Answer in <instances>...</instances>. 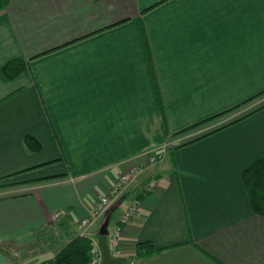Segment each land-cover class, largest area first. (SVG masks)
<instances>
[{
	"label": "crops",
	"instance_id": "0c3cea01",
	"mask_svg": "<svg viewBox=\"0 0 264 264\" xmlns=\"http://www.w3.org/2000/svg\"><path fill=\"white\" fill-rule=\"evenodd\" d=\"M14 59L26 68L10 79ZM263 95L264 0H9L0 264H52L135 202L123 264H264V215L243 182L264 158V103L245 116ZM154 154L164 157L81 228L99 195Z\"/></svg>",
	"mask_w": 264,
	"mask_h": 264
},
{
	"label": "trees",
	"instance_id": "16d2710c",
	"mask_svg": "<svg viewBox=\"0 0 264 264\" xmlns=\"http://www.w3.org/2000/svg\"><path fill=\"white\" fill-rule=\"evenodd\" d=\"M8 5L9 0H0V11L6 9ZM25 68V62L14 59L5 64L3 72L8 78L14 79L18 77ZM259 109L261 108L255 109L245 116ZM26 143L31 150H37L40 147L39 143L31 137L26 138ZM243 182L250 199L251 210L255 214L264 215V158L257 160L243 172ZM139 246L140 244L138 247ZM90 256L91 240L86 237H77L52 261V264H87L90 260Z\"/></svg>",
	"mask_w": 264,
	"mask_h": 264
},
{
	"label": "built area",
	"instance_id": "2783aa9c",
	"mask_svg": "<svg viewBox=\"0 0 264 264\" xmlns=\"http://www.w3.org/2000/svg\"><path fill=\"white\" fill-rule=\"evenodd\" d=\"M163 157V154H154L151 155L143 163L148 162L149 164H154L157 161L162 160ZM139 169V166L128 168L126 171L120 174L119 177L111 184L110 191L107 194L99 195L93 211L89 214L88 217L81 220V228L88 226L91 222L100 219L105 214V212L111 206L113 200L118 199L120 195L126 190L135 175L138 173ZM155 185L156 183L152 182L148 188L152 190L154 189ZM140 207L141 204L139 202L133 203L121 218L120 224L115 226V228L108 233L107 242L112 256H121V247L126 226L129 225L132 218L138 213ZM61 216L62 215L59 214L57 218H60ZM101 260V249L99 247L98 241L91 240V256L88 264H101ZM129 264L135 263L134 261H130Z\"/></svg>",
	"mask_w": 264,
	"mask_h": 264
},
{
	"label": "water",
	"instance_id": "95a60500",
	"mask_svg": "<svg viewBox=\"0 0 264 264\" xmlns=\"http://www.w3.org/2000/svg\"><path fill=\"white\" fill-rule=\"evenodd\" d=\"M109 217H106L99 230L98 244L101 249V264H123L125 258L112 256L107 242Z\"/></svg>",
	"mask_w": 264,
	"mask_h": 264
},
{
	"label": "rangeland",
	"instance_id": "374dc122",
	"mask_svg": "<svg viewBox=\"0 0 264 264\" xmlns=\"http://www.w3.org/2000/svg\"><path fill=\"white\" fill-rule=\"evenodd\" d=\"M259 101V102H258ZM258 101H255L254 102V104H253V106H251L249 109H255L257 106H261V104L262 103H264V95H263V97L261 96V99H258ZM147 164H149L148 162L147 163H142V164H134V165H132V166H129L128 168H131V167H136V166H139L140 168L142 167V166H144V165H147ZM127 168V169H128ZM140 170V169H139ZM138 170V171H139Z\"/></svg>",
	"mask_w": 264,
	"mask_h": 264
}]
</instances>
